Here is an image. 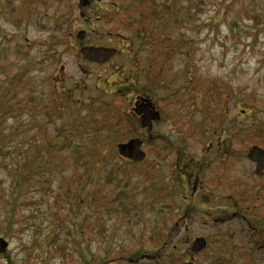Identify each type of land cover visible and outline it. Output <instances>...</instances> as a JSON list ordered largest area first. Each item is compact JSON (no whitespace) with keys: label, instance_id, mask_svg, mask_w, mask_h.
I'll use <instances>...</instances> for the list:
<instances>
[{"label":"rangeland","instance_id":"1","mask_svg":"<svg viewBox=\"0 0 264 264\" xmlns=\"http://www.w3.org/2000/svg\"><path fill=\"white\" fill-rule=\"evenodd\" d=\"M156 1H167L170 7L157 30L168 33V40H161L165 44L158 60L171 75L166 92L152 89L153 57L146 50L135 56L128 51L129 40L120 38L127 35L124 30L110 33L116 24L104 16L120 0H92L87 7L78 0H0V199L19 196L21 216L5 237L9 244L0 264H32L33 257L39 258L35 252L43 251L55 233V243H66L67 250L77 248V239L93 262L104 258L106 264H210L221 254L230 264H241L236 245L244 244L247 228L238 220L219 218L238 211L229 205L230 198L256 179L245 175L253 174L246 156L234 159L227 148L246 152L263 137L255 134L230 147L226 133L210 134L214 128L209 120L214 112L225 111L218 119L224 126L232 120L247 129H264V0ZM18 16L24 23H13ZM79 29L85 31L82 41L75 37ZM82 44L112 46L117 53L104 64H93L78 54ZM172 48L170 58L164 59ZM114 91L125 104L133 102L135 91L151 95L162 115L152 132L164 135L174 147L186 146L182 158L197 176L195 186L194 178L186 183V176L178 179V167L170 168L175 152L163 148V136L142 145L145 156L138 162L112 157L117 141H109L105 130L94 132L93 123L84 118L91 99L96 112V98L110 102ZM242 101L251 107L241 111ZM102 115L107 111L93 119ZM108 119V124L116 121ZM179 119L184 123L179 125ZM134 135L146 138L140 130L124 134V139ZM60 145L64 148L58 149ZM229 164L234 165L232 183L212 179ZM154 170L164 173L161 182L170 187L179 207L167 197L164 206L152 197ZM20 171L24 176L13 188ZM76 192L86 195V201L75 204ZM201 193L208 195V202L201 201ZM239 197L244 196L235 200L243 204L245 198ZM171 213L183 218L157 251L153 227L165 231L174 220ZM57 214L63 218L60 229ZM2 229L6 227L0 224V236ZM197 235L206 238L207 249L193 254L189 247ZM32 239L42 241L40 247ZM140 246L144 248L139 255L131 257ZM119 249L124 258L117 260ZM51 262L77 264V255Z\"/></svg>","mask_w":264,"mask_h":264},{"label":"trees","instance_id":"2","mask_svg":"<svg viewBox=\"0 0 264 264\" xmlns=\"http://www.w3.org/2000/svg\"><path fill=\"white\" fill-rule=\"evenodd\" d=\"M114 5L115 6L112 5L111 9H109L106 15L104 16L105 20H111V21L113 20L112 22L116 24L115 27L117 29H113V31L110 33L113 35L118 33L119 32L118 28L124 30L127 33V35L122 36L120 38H125L129 40L128 42L129 46L127 48L128 51L131 50L133 55L135 56L136 54H138L140 50H146L148 54H150L153 57L154 62L157 63V60L159 59V56L161 54L160 48L162 45L165 44L161 40H168V37H167L168 33L163 32V30H160V32L157 31L160 26L159 24L162 20V15L165 14V12H167L170 8L167 1L157 2L156 0H120V3L114 2ZM164 19L165 17L163 18V20ZM130 43H132L133 45H130ZM169 45L170 43H167V46ZM172 50L173 48L171 49V52L169 49L166 52H164L165 53L164 58L166 57L169 58L171 56L170 54H172ZM163 73H164L163 66L162 65L157 66L156 70L152 73V76H151V81H152L153 86H156L159 83V81L164 79ZM159 86L160 84L157 87ZM168 89H170V87L165 88L164 91L166 92V90ZM217 95L219 96V91ZM113 98L115 100H110V102H106V103H105V100L103 99L97 100L98 98H96V102L98 101L96 112H94L95 108L93 107V104H92L93 100L91 99V102H88V106H87L88 115L85 116L84 120H87L90 123H93V125L95 126V128L93 129L94 132H100V129L105 130L108 133L107 137L109 138V141H118V140L124 139L125 137L124 134H127V133L129 135L133 133L136 134L139 131V128H138V124L136 125L137 123L136 118L134 117L133 120L130 119L133 116L130 115L129 113V104L128 103L125 104L122 102L124 100V97L119 95L118 91H114ZM237 103L240 104L239 101H237ZM241 105H243L242 107L243 110L241 111H245L244 106L249 107V108L251 107L250 104L244 101L241 102ZM103 111H107V115H102L101 117H99L98 120L93 119L94 114L102 113ZM223 115H225V111L214 112V116H212L211 119L209 120V122H212V128H214V129H211V134H213L217 130H222L226 132L227 138L225 141L228 143L230 147L235 141H241L244 143L245 141L249 140L255 134H261L263 139L255 141V143L263 147L264 129L262 127H257L253 129L251 127V129H247L245 127L239 126V124L237 123L233 125L232 120H230L228 124L224 126L222 125V121H219L221 120V116ZM107 119L108 120L115 119L116 121L108 124ZM120 120L123 122L121 126H120V123H121ZM217 121H219L218 124H216ZM79 124H82V122H79ZM180 124L181 123L179 122V125ZM79 129H80V132H78V134L83 133L84 131L82 129H84V124L79 125ZM163 139L165 142V144L163 145V148L174 150L175 152V159L170 168L178 167V170H176L175 173L178 176V179L181 180V177L179 175L185 172V169H184L185 163L182 157H183V153H184L186 146L180 144L179 147H174V145L171 142L167 144L164 136H163ZM152 140L154 139L144 138L143 142L146 144H150ZM93 142L95 143L96 140L94 139ZM61 148H64V147H62L61 145L58 146V149H61ZM112 148L113 150H111V153H112L111 155L113 158L115 159L119 158L122 161L129 162L119 157L116 154L114 146ZM236 149L237 150H233L232 148H227V150L233 151L232 155L234 156V159H236L237 157L245 156V151L243 149H239V148H236ZM157 154H158V151H157ZM227 155H230V153L227 152ZM26 162H29L28 159ZM21 171L18 173V177L16 178V182H15L16 185H14L13 188L18 187L17 185L20 184L21 178L24 176V173H21ZM198 172L199 170H197V173ZM159 174L160 173L157 172L156 176H158ZM77 176L79 179L83 177L82 174H77ZM149 184L150 186H153L152 187V193H153L152 197L157 200H160L161 202L160 204L162 206L165 205L164 200L166 199V197L168 198L169 202L174 203L176 205V202L174 200L175 197L173 196V194H171L170 187L167 184H163L161 182V177H159L158 179L156 178L155 180H153V182H150ZM154 188L157 191H155ZM161 189H163L164 191L158 192ZM93 193H96V191H94ZM86 199H87L86 195L81 196L80 193L78 192H76L74 196L72 197V200H74L75 204L77 205L85 202ZM168 205L169 203L166 204V206ZM19 206H20L19 196L17 195L8 194L5 196H2V199H0V224H3L6 227V229H2V232H1L4 237L9 236L10 226H12L16 222L20 223L21 216L19 215V212H18ZM162 206L160 210L162 209ZM176 206L179 207L178 205ZM182 214H186V213H182ZM56 216H57L56 227L57 229H60L61 221L63 220V218L60 217L58 214ZM169 217H173L174 220L172 221L170 226L164 228L165 231L162 232L160 228L153 227L152 240L155 242L154 248H157V251L161 250V248L166 244L167 240H170L168 236L177 229L178 221L183 218L182 217L181 219H179L180 217L177 216L176 213H171ZM56 235L57 233H55L54 237L46 241L47 245L45 246V249L43 251L35 252V254H39V258L33 257L35 254L33 256L31 255L33 257V260H31L32 264H54L53 262H51L54 258H61V257L66 258L67 256L69 258H72L73 254L77 255V264H106V261L104 260V258L103 259L99 258L97 261L93 262L91 258L81 248L80 242L77 239H73L74 245H76L77 248L74 247L73 249L67 250L65 246L66 243L64 242L55 243V240L57 237ZM36 242H39V243H36ZM31 243H35L38 247H40V244H42V241H37V239H32ZM142 248L144 247L140 246L139 249L136 250V252L131 255V257L134 255L138 256ZM157 251L154 254H156ZM123 252H124L123 249H119L118 254L114 257V259H117V260L123 259L124 258ZM31 253H34V252H31ZM147 254L151 255L153 253L149 252L148 250ZM114 259H111V260H114ZM156 264L158 263L156 262ZM215 264H221V260H219V263H215Z\"/></svg>","mask_w":264,"mask_h":264},{"label":"flooded vegetation","instance_id":"3","mask_svg":"<svg viewBox=\"0 0 264 264\" xmlns=\"http://www.w3.org/2000/svg\"><path fill=\"white\" fill-rule=\"evenodd\" d=\"M17 20L24 23V18L22 16H18V18L14 19L13 23L15 24ZM19 52L21 54L20 50ZM136 96L137 98L143 97V95ZM152 135L153 138L156 137L155 132H153ZM233 166L234 165L229 164L222 169L221 176L219 175L222 180H228L230 183L233 182V180H231ZM217 174H219V172ZM245 175L256 180L249 181L245 190H238V195H243L245 198L244 203H238L237 200H235V197L238 196L236 195L230 198L231 203L229 204L232 207L238 208V211L233 210L231 212L229 215L230 218L240 221L247 228V231H245L243 235L245 236L244 244L236 245L237 256L242 260L241 264H264V227L262 224L264 222V171L259 175H255L254 173L252 175ZM184 176H186V181H190L194 178L193 175L191 178H188L187 174ZM196 183L197 182H193V185ZM258 211L259 213H257Z\"/></svg>","mask_w":264,"mask_h":264},{"label":"water","instance_id":"4","mask_svg":"<svg viewBox=\"0 0 264 264\" xmlns=\"http://www.w3.org/2000/svg\"><path fill=\"white\" fill-rule=\"evenodd\" d=\"M90 0H78L80 6H85ZM85 36L84 30H78L76 37L83 39ZM114 47L102 45H82L79 48V53L88 61L96 63L106 62L114 53ZM134 110L140 115V125L150 131L152 120L159 118V112L154 108L149 99L143 98L135 102ZM117 153L133 161H139L145 156V152L141 149V140L138 137L129 138L127 141L118 142L116 144ZM247 157L254 163V172L260 174L264 170V150L257 145H253L247 151ZM203 201H207L206 195L201 196ZM7 242L0 237V251L4 250ZM205 246V239L202 236H196L192 240L191 250L194 252L199 251Z\"/></svg>","mask_w":264,"mask_h":264}]
</instances>
